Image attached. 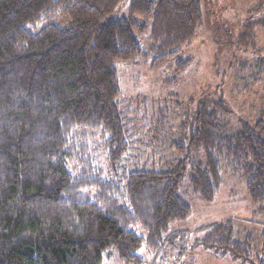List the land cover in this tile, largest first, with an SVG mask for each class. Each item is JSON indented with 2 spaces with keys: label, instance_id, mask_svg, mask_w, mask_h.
I'll return each mask as SVG.
<instances>
[{
  "label": "trees",
  "instance_id": "16d2710c",
  "mask_svg": "<svg viewBox=\"0 0 264 264\" xmlns=\"http://www.w3.org/2000/svg\"><path fill=\"white\" fill-rule=\"evenodd\" d=\"M123 1L0 0V264H102L109 248L123 264H143V246L162 261L176 240L169 224L191 212L180 194L187 153L192 194L213 201L225 169L245 184L260 216L251 222L264 225V120L229 132L220 100L203 103L191 126L170 124L160 109L143 146L183 157L172 168L125 171L134 141L114 64L164 65L195 37L202 9L199 0H133L125 18L110 19ZM57 14L69 28L25 27ZM255 27L264 17L244 26L240 46ZM188 64L177 60L176 71ZM199 230L192 246L211 257L264 264V231L238 241L230 219Z\"/></svg>",
  "mask_w": 264,
  "mask_h": 264
},
{
  "label": "rangeland",
  "instance_id": "374dc122",
  "mask_svg": "<svg viewBox=\"0 0 264 264\" xmlns=\"http://www.w3.org/2000/svg\"><path fill=\"white\" fill-rule=\"evenodd\" d=\"M133 0H124L111 14L110 19L125 18ZM202 9V25L195 37L181 47L180 52L157 69H151L150 58L138 57L132 61L114 64L121 92L119 111L128 121L125 135L131 142L124 155L126 172L143 169L172 168L183 155L172 148L150 153L144 141L154 127L153 120L159 110L168 114L172 125L189 120L193 124L200 106L208 101L220 100L228 110L229 132H236L243 123L253 125L264 120V29L255 27L249 44L240 46L244 26L264 17V0H199ZM47 25L62 30L70 26L67 16L56 17L25 27L38 33ZM140 47L145 50V35H138ZM177 60L188 61L183 72H177ZM175 79V81L173 80ZM179 105H175V102ZM128 129V130H127ZM99 141H96V145ZM100 148L96 151L102 161ZM192 155H186V171L180 194L190 206V214L183 220L169 224L167 234L176 237L168 246L162 261L155 259L144 246L138 251L143 264H243L229 257L213 258L200 247L192 246L199 238L200 227L224 220H232L234 238L242 241L245 231L256 235L264 231V225L253 224L255 205L249 200L244 182L227 170L221 171L222 185L213 201L199 199L190 191L189 176ZM171 160H174L170 163ZM182 232V233H178ZM174 241V240H173ZM102 264H123L114 248L103 254Z\"/></svg>",
  "mask_w": 264,
  "mask_h": 264
}]
</instances>
